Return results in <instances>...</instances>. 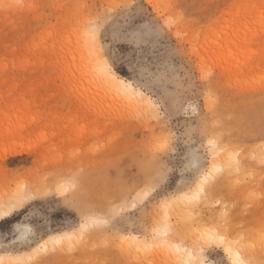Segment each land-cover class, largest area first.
<instances>
[{"label":"rangeland","instance_id":"1","mask_svg":"<svg viewBox=\"0 0 264 264\" xmlns=\"http://www.w3.org/2000/svg\"><path fill=\"white\" fill-rule=\"evenodd\" d=\"M78 2L85 0H0V119L12 115L8 127L19 129L1 135L0 127V202H11L18 181L33 188L55 170L79 177L77 203H100L99 194L120 181L143 187L158 171L148 150L158 137L171 144L163 161L170 186L184 188L181 177L192 175L206 156L211 163L208 141L222 132L224 143L238 146L241 172L225 171L191 218L189 209L176 204L170 210V238L193 251L204 244L210 264H228L222 248L205 243L204 229L225 234V204L232 217L226 235L232 240L264 217V0H86L133 6L113 11L103 39L117 76L137 85L150 82L142 91L159 105L151 112L123 101L121 94L115 98L91 75L93 58L73 22L72 5ZM169 3H179L200 23L186 21L157 35L145 24H163ZM202 71L210 73L207 79ZM209 92L218 100L215 111L205 103ZM156 212L149 205L147 213L137 215L151 223ZM78 220L60 196L31 199L0 220V243L17 228L35 227L47 239ZM126 227L133 232L143 225L133 218ZM172 252H156L150 259L175 264L179 254ZM94 255L81 251L62 259L77 264ZM247 255L257 264L264 259L258 246L249 247Z\"/></svg>","mask_w":264,"mask_h":264},{"label":"snow or ice","instance_id":"2","mask_svg":"<svg viewBox=\"0 0 264 264\" xmlns=\"http://www.w3.org/2000/svg\"><path fill=\"white\" fill-rule=\"evenodd\" d=\"M131 7L133 6L125 4L96 6L87 3L86 0L72 5L77 38L89 56L94 59L97 69L123 85L122 91L117 90L118 94L135 99L138 91L140 96L145 95L142 89L150 87V82L141 81L137 85L119 80L112 70L116 60L110 57L103 39L113 11ZM101 8L104 9L103 12ZM167 8L171 11L165 14L163 24L158 21L145 24L157 35L162 34L165 27L170 29L186 21L200 23L197 18L190 17L179 3H169ZM261 19L264 20V10L261 11ZM209 75V72L202 71L201 78L207 79ZM204 99L209 110L215 111L218 100L213 94L209 92ZM158 108L159 105L148 96L146 100L148 112ZM216 127L221 128L222 124L217 122ZM222 136L221 132L208 141L212 148L211 163L209 164L206 156L204 164L193 166L192 175L181 177L184 188L173 189L170 186L171 175L163 163L164 154L171 146L166 137H158L148 146L153 166L158 169L154 179L139 188H132L127 182L120 181L113 189L99 194L100 203H77L75 194L80 187L79 177L65 175L60 170L45 174L42 184L33 188L29 187L26 180L18 181L16 190L10 198L12 203L7 211H0V220L11 215L29 200L46 197L49 194L62 197L66 206L78 212L79 220L70 229L48 234L47 239L35 227H28L24 231L15 229L11 239L5 238V241L0 243V264H66L63 257L81 251L85 253L91 251L95 255L78 261L77 264H153L150 257L158 251L171 253L175 248L178 253L180 248L169 239L174 233L170 210L176 204H183L189 209L191 218L195 215V209L202 201L208 199L211 190L217 187L218 178L225 171L237 174L241 172V163L236 159L239 155L238 146L224 143ZM220 154L227 155L226 164L216 163V157ZM260 171L264 175V157L261 158ZM50 176L53 178L52 184L48 183ZM149 205H154L157 210L151 223L146 216L137 215L147 213ZM133 218L142 223V230L128 231L126 225L133 222ZM231 223V213L225 204L221 214V226L225 234H221L217 228H205L204 231L209 234L205 243L222 248L228 264H257L254 257L247 255V249L249 247L255 249L258 246L261 254H264V217L258 222H250L238 240H232L226 235ZM246 239L254 240L256 243L248 245L245 243ZM89 242H92L91 249L88 247ZM197 249V251L185 249L188 259L177 256L175 264H210L205 259L204 244H198ZM259 264H264V259Z\"/></svg>","mask_w":264,"mask_h":264},{"label":"bare ground","instance_id":"3","mask_svg":"<svg viewBox=\"0 0 264 264\" xmlns=\"http://www.w3.org/2000/svg\"><path fill=\"white\" fill-rule=\"evenodd\" d=\"M90 65H91V68H92V73L91 75H93V78H95L96 81H98V83L100 85H102L105 89H107L111 95H113L115 98H119V94H118V89H120L121 91L123 90V85H121L119 83L118 80H115L113 78H109L107 77L106 75L102 74L96 67L95 65V61L94 59L90 61ZM116 75V73H115ZM116 77L119 78V80H122V81H127V80H124L123 78L119 77L116 75ZM127 82H130V81H127ZM147 95H144V96H140L139 95V91L137 92V95H136V98L135 99H130L129 96H126V95H122L121 98H123V101H129V102H134L137 106H139L140 108H144L146 107V100H147ZM12 115L10 114H5L1 119H0V127L2 129L5 130V133H1V135H15L17 132H18V127H13V128H9L8 127V123L9 121L11 120L12 121ZM263 150V149H262ZM257 152V151H256ZM13 154H15L16 152H12ZM259 153V152H257ZM262 154V152H260L259 155V158H260V155ZM264 156V155H263ZM262 156V157H263ZM261 159V158H260ZM210 160H211V157H210ZM227 162V158L225 155H218L216 157V163L217 164H226ZM12 203L9 202V203H5V202H0V211H7L8 210V206ZM179 205V204H178ZM181 206V205H180ZM14 212V211H13ZM12 212V214H13ZM11 214V215H12ZM11 215L5 217V218H8L10 217ZM203 237L208 240L209 238V234L207 232H204L203 234ZM169 239L171 240V238L169 237ZM174 245L178 246L180 248V251L177 253L175 248H173V255H178L180 257H183L184 259H188V253L185 251V249H187L186 247L182 248L179 244L175 243V242H172ZM159 254H161L162 251H158ZM186 252V253H185ZM168 254H170L169 252H166ZM167 259V258H166ZM170 259V258H169ZM171 260V259H170ZM172 261V260H171ZM171 263V262H170Z\"/></svg>","mask_w":264,"mask_h":264}]
</instances>
